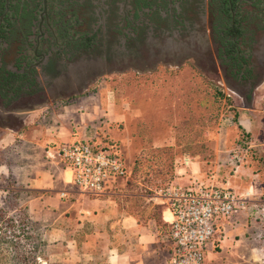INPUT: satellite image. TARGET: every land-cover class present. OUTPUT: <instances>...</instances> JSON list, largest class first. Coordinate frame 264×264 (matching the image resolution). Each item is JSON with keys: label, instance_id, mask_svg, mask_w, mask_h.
Masks as SVG:
<instances>
[{"label": "rangeland", "instance_id": "obj_1", "mask_svg": "<svg viewBox=\"0 0 264 264\" xmlns=\"http://www.w3.org/2000/svg\"><path fill=\"white\" fill-rule=\"evenodd\" d=\"M199 56L112 65L66 100L55 95L71 92L77 80L53 85L47 90L55 98L47 121L66 118L71 130L81 115L79 131L86 138L121 152L130 176L106 187L121 208H150L152 192L169 182L221 187L226 176L245 177L241 168L258 174L261 192L247 199L263 225L251 239L256 254L245 264H264V67L245 99L224 80L215 59ZM242 119L249 128L241 127ZM19 152L0 151V264H105L103 239L82 244L94 232L91 212L103 192L81 193L63 185L61 176L52 189H30L25 172L33 163ZM54 198L66 201L63 213L52 211Z\"/></svg>", "mask_w": 264, "mask_h": 264}, {"label": "flooded vegetation", "instance_id": "obj_2", "mask_svg": "<svg viewBox=\"0 0 264 264\" xmlns=\"http://www.w3.org/2000/svg\"><path fill=\"white\" fill-rule=\"evenodd\" d=\"M201 54L246 99L264 67V0H0L3 107L51 106V86L77 80L55 95L69 99L112 65Z\"/></svg>", "mask_w": 264, "mask_h": 264}, {"label": "crops", "instance_id": "obj_3", "mask_svg": "<svg viewBox=\"0 0 264 264\" xmlns=\"http://www.w3.org/2000/svg\"><path fill=\"white\" fill-rule=\"evenodd\" d=\"M50 107V104L46 105L44 102L39 105L27 102L9 107L0 105V151L15 147L19 149V153L27 155V159L32 161L30 170L25 172L28 177L26 183L30 189H52L60 176L63 183L61 163L57 158L47 156L46 151L74 141L103 145L93 143L81 132L84 129L81 115H77L71 130L67 126L66 118H55V122L52 119V123H49ZM60 117H63L62 114ZM238 123L245 129L249 128L244 119L238 120ZM241 169L246 174L245 177L241 179L239 175H231L228 178L226 176L224 183L220 184L221 187L247 195L260 193V176L254 175L248 168ZM63 185L66 186L64 183ZM139 197L145 199L143 196ZM152 202L150 208L146 207L145 210H133L128 204L121 208L112 201L110 191L105 188L103 193L94 199L95 206L91 212L94 232L88 236L89 240L82 244L89 247L90 242L95 243L96 238L103 239L105 264H165L170 251L168 226L161 220L162 207L155 201ZM248 206L230 219L216 222L214 233L204 252L203 264H245L252 261L256 253L252 252L251 239L255 238L254 231L257 228L260 231L259 226L263 224L259 217L256 220L255 210ZM254 206L255 204H252V207ZM50 207L52 211H62L60 213L67 209H64L66 201L60 198H54ZM153 209L156 211L155 216L151 212ZM63 240H66V233H63Z\"/></svg>", "mask_w": 264, "mask_h": 264}, {"label": "built area", "instance_id": "obj_4", "mask_svg": "<svg viewBox=\"0 0 264 264\" xmlns=\"http://www.w3.org/2000/svg\"><path fill=\"white\" fill-rule=\"evenodd\" d=\"M46 155L61 163L63 183L81 193L99 195L110 182L130 176L121 154L111 146L74 141ZM150 199L162 207L161 220L168 226L170 251L165 264H203L216 222L248 206L247 194L212 183L186 187L170 182L153 191Z\"/></svg>", "mask_w": 264, "mask_h": 264}, {"label": "trees", "instance_id": "obj_5", "mask_svg": "<svg viewBox=\"0 0 264 264\" xmlns=\"http://www.w3.org/2000/svg\"><path fill=\"white\" fill-rule=\"evenodd\" d=\"M169 183H170V182H169ZM167 184H168V183H167ZM167 184H165V185H167ZM165 185H164V186H165ZM162 187H163V186H162ZM160 188H161V187H160ZM158 189H159V188H158Z\"/></svg>", "mask_w": 264, "mask_h": 264}]
</instances>
